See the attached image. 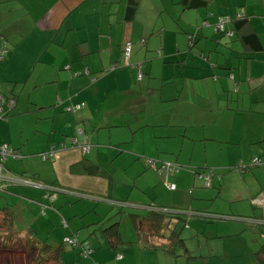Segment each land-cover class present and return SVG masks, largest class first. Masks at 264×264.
Wrapping results in <instances>:
<instances>
[{"label": "crops", "instance_id": "1", "mask_svg": "<svg viewBox=\"0 0 264 264\" xmlns=\"http://www.w3.org/2000/svg\"><path fill=\"white\" fill-rule=\"evenodd\" d=\"M127 3L0 0V46L4 42L6 50L0 94L13 99L0 119V144L13 152L3 161L6 171L16 173L19 164L37 161L31 159L36 153L22 152L20 138L1 133L27 108L48 109L42 125L59 134L49 144L55 148L50 162L21 172L37 184L6 185L0 208H7L15 230L42 232L44 241L71 236L85 242L89 252L80 253L79 264H180L173 258L181 247L196 256L180 235L182 245L168 237V229L151 237L150 245L137 237L131 216L145 214L149 205L180 211L177 221L169 218L178 234L186 218L195 223V233L217 218L235 228L228 234L238 236L236 244L248 232L256 236L252 248L259 247L258 240L264 241L259 230L264 227V0H207L196 8H184L180 0H136L129 16ZM238 14L247 18L260 51L249 53L233 35L213 31L218 17ZM224 27L232 32L231 22ZM125 43L132 66L118 63ZM76 103L82 105L64 109ZM62 111L67 114L55 125ZM78 128L91 144L84 154L69 141ZM141 154L179 169L145 170ZM254 157L259 162L250 165ZM236 164L244 169L235 170ZM208 169L206 188L194 172ZM121 171L131 175L133 185ZM99 205L103 211H93ZM125 209L142 210L128 214L134 233L122 237L114 217ZM87 211L92 216L82 219ZM107 221L117 225L120 242L114 247L93 234L95 224L102 233L113 223ZM204 244L214 257L220 243ZM70 247L80 252L79 246Z\"/></svg>", "mask_w": 264, "mask_h": 264}, {"label": "rangeland", "instance_id": "2", "mask_svg": "<svg viewBox=\"0 0 264 264\" xmlns=\"http://www.w3.org/2000/svg\"><path fill=\"white\" fill-rule=\"evenodd\" d=\"M238 9L242 10L241 7H238ZM129 63L131 62L129 61ZM2 91L7 92V90H5L4 88L2 89ZM14 94L18 96L19 92H16ZM21 98L22 96L19 97L18 100L20 101ZM47 113H48V109H33L30 106L29 108H27L26 113H23L21 116L16 117V122L11 123L10 126L7 125L6 127H3V129H1V133L3 132L6 134L8 131L13 138L16 137V140L20 138L21 142H23L22 152L36 153L34 157H32L31 159L35 157L37 158V161L35 160L27 164H21V165L19 164V166H17L16 168V173H11L7 171L6 174L10 175L9 178L12 179V181H16V182L8 183L7 185L16 184V188H19L20 186L18 185H27V183L28 184L35 183L34 181L28 180L27 178L23 177L21 175V172L28 171V169L31 170V169L38 168L40 165V161L46 160L47 162H50V158H42L41 153L47 152L49 150V147H50L49 144H51L52 136L55 135L56 137H59V134L57 132L56 133L49 132V130L45 126L42 125V120H43L42 117H46ZM66 114L67 113L63 111L60 112V114H57L56 116H59L61 119H59L55 123V125L62 123L64 119L63 116H66ZM60 129L63 130V128H60ZM69 133L70 132H67L68 135ZM42 147L44 148L48 147V148L44 149ZM90 149L91 147L89 148V150ZM139 156L144 162V166L146 168L145 170H151L154 173L155 172L156 173L161 172L164 174L167 173L166 170L155 171L150 167H146L145 160L147 156L143 154ZM152 159L156 160V163L158 164L159 160L153 157ZM170 163L174 164L173 162H170ZM250 165H253V164H250ZM129 170H131V168H129L127 171ZM115 173H117V176L120 174V172H116V171ZM121 177L123 178V180L125 179V177H127L129 179V182L131 183V175H128V174L126 175L121 171ZM196 179L198 180V183L202 186L203 182L201 178L196 177ZM165 184H168V181L165 182ZM131 185L133 184L131 183ZM132 192H134V189H132ZM54 194H55L54 192L50 193L51 196H54ZM74 210H77L81 214L85 211L83 209H79L77 206L74 207ZM96 210L103 211L101 210L100 205L96 206L93 211H96ZM141 210L142 209H139L136 211H129L125 209L121 213L118 212L116 214L114 218L115 220L116 219L118 220V227L122 233V237H124L125 234L133 235L134 233L129 223L128 214L131 212L140 213ZM86 216H92V215L87 211L84 215H82V219H84ZM111 222L113 221H107L106 223L109 224ZM106 223L103 226H106L107 225ZM171 224L172 222L170 221L169 226H171ZM207 224H209L207 229L201 230V232L199 233H195V229H193L195 225L194 222L193 224L192 222L189 224H186L184 227L181 228V230L179 231V235L182 238H184L185 245L188 247L187 249L191 250L194 254H196V256H194L193 254L189 252L186 253L185 250H183V248L181 247L180 249L177 248V252L174 253L175 254L173 258L174 261L176 260V262H180V264H185L186 262H189V263L194 262L193 264H253L251 252L255 250L256 247H258V244H256V247L252 248V244H254L253 238L254 237L256 238V236H253V234H249L248 232H246L244 235L241 236V238H238V241H241L242 239L243 241L239 244H236L235 242L237 241H235V239L238 236H236V238L233 239L230 236V234H228V233H233V231L235 232L234 230L235 228H233L232 225L229 226L230 223L228 221H223L222 219L214 218L210 221V223H207ZM94 226L97 227L96 230L93 231L94 232L93 234H95L97 240L99 239L105 242L104 236L101 233L102 226L99 227L96 224ZM179 228H180V225L176 224L175 229L179 230ZM90 230L91 229H89V231ZM192 230L194 231V233H191ZM259 230L260 232L263 233L264 227L260 226ZM259 230L257 231L256 229H254L253 232L259 235L260 234ZM89 231L87 230L88 233ZM210 231H212V233ZM84 232H86V230ZM214 232L216 234H214ZM36 233H37L36 237L40 239L41 241H43V237L40 236L42 235V232L41 233L36 232ZM68 235H71V234H68ZM4 236H7V235L4 234ZM91 238L96 240V238H94V236L92 235H91ZM26 239H27L26 237H22V233H18L12 238H4L3 232H0V264H34L35 263L33 260L34 250L32 249V246L34 244L31 242V240H26ZM60 240L61 239L59 237V238H54V239L48 238L46 241L61 242ZM205 240L208 243L214 242L216 240H217V243H220L219 248L216 250V255L214 257L213 255L212 257L208 256L207 247L204 244ZM91 242L92 241L90 239V245H92ZM263 242H264L263 238H260L258 240V243H263ZM222 245H223L224 250L222 249ZM78 249L80 252H78L76 248H71L70 245L64 244V249L61 252V263L62 264H79L78 259L80 258V255H81L80 254L81 249L80 248ZM189 254H191V258H187ZM233 254H238V255L233 257ZM41 264H54V263H52L51 260H48L46 258L44 262H42Z\"/></svg>", "mask_w": 264, "mask_h": 264}, {"label": "trees", "instance_id": "3", "mask_svg": "<svg viewBox=\"0 0 264 264\" xmlns=\"http://www.w3.org/2000/svg\"><path fill=\"white\" fill-rule=\"evenodd\" d=\"M207 0H180L181 5L184 8H196V7H204L206 5ZM136 7V0H128L127 3V11L126 13L131 15ZM219 18H226L225 16H220L216 19V21L213 23L212 29L214 32H216L219 35H233L234 39L238 41L246 50L249 51V53H254L260 51L261 45L258 41L257 35L253 32L247 18L242 15L238 14L235 18L228 19L223 22L222 28L216 27L217 21ZM228 22L232 23V32L228 34V31L225 29L224 25ZM202 24H206V21H202ZM194 40L192 34L188 33L186 36V42H188V45L192 44V41ZM124 46V45H123ZM130 48V45H129ZM128 60V58H127ZM120 65H124L119 58ZM128 66V65H125ZM6 118V115L5 117ZM84 154V153H82ZM247 167V166H246ZM235 169V167H233ZM203 171H195L194 175L198 172ZM182 214L180 211H168L164 210L161 207L149 205L147 212L143 215H132V222L136 229L137 237L143 240H146L148 242V245H150L151 237L156 236L160 237L163 234L164 230L168 229V237H172L177 241L179 245H182V238H179L178 232H175L171 227L169 226L170 223V217L171 219L177 221L178 216ZM187 219H184L182 222V226H185L187 224ZM0 232H3L4 238H12L18 233H22V237H26V240H31V242L34 244L32 246V249L34 250V264H41L44 262V260L47 258L48 260H51L54 264H62L60 260V255L63 250L62 244L55 243V242H47V241H41L36 237V235L32 234L30 230L26 231H19L15 230L12 226V219L10 216L9 211L7 208L2 207L0 208ZM102 233L107 241V243L114 247L116 243L120 242L119 233L117 230V225L115 222L111 223L110 225L106 226L102 229ZM6 234L7 236H4ZM253 264H264V242L259 245V247L253 251Z\"/></svg>", "mask_w": 264, "mask_h": 264}, {"label": "built area", "instance_id": "4", "mask_svg": "<svg viewBox=\"0 0 264 264\" xmlns=\"http://www.w3.org/2000/svg\"><path fill=\"white\" fill-rule=\"evenodd\" d=\"M228 18H219L216 24V27L218 28H222L223 26V22H225ZM228 34H230V32H228ZM5 45L4 42L1 43L0 46V60L2 59L3 55L5 54ZM129 56V43H125L123 48H122V54L120 57V61L124 64V65H128V66H132V64H130L127 61V58ZM113 66V65H111ZM139 73L137 74V77H139ZM13 105V99L12 98H5L4 96H2L0 94V119H3L5 117V111H8ZM82 104L81 103H76L73 105H69V106H65L64 109L66 111H70V110H75L78 109ZM3 106H5V109H3ZM80 138V140L78 139V137ZM70 141V145L71 146H75L77 147L81 153H85L89 150V148L91 147V144L89 142H87L86 140V135L82 134L81 129H76V133L74 136H71L69 138ZM64 146L61 145V148H63ZM55 148L54 146H50L49 150L47 152H42V158H51L54 154ZM12 150L6 145V144H0V191H2L4 189V187L11 182H16V181H12V179H10V175L6 174V169L3 165V161L5 160V158L7 156H11L12 154ZM259 162V160L254 157L251 159V164H257ZM145 164L147 167L152 168L155 171H163L166 170L167 172H176L179 168L176 164H172L169 162H158V164L156 163V161L152 158H148L146 157L145 160ZM244 169V166L242 164H236L235 165V170H241ZM196 177L201 178L202 180V185L206 188L211 186V176H212V171L211 170H203L198 172L197 174H195ZM27 185H36V183H27ZM168 186L171 188L173 187L172 184H168ZM43 188L45 189H50L48 186H44L42 185ZM51 198V197H50ZM62 242L64 244H68V245H72V246H79L81 248V254L82 256L87 255V253L89 252V248L87 246V244L84 242L82 244H79L77 242V240L74 237L71 236H64L62 238ZM119 257V255L117 256Z\"/></svg>", "mask_w": 264, "mask_h": 264}, {"label": "water", "instance_id": "5", "mask_svg": "<svg viewBox=\"0 0 264 264\" xmlns=\"http://www.w3.org/2000/svg\"><path fill=\"white\" fill-rule=\"evenodd\" d=\"M203 186V185H202ZM204 187V186H203Z\"/></svg>", "mask_w": 264, "mask_h": 264}]
</instances>
